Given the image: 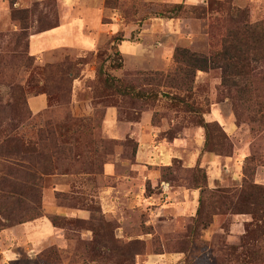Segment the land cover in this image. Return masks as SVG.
I'll return each instance as SVG.
<instances>
[{
	"label": "rangeland",
	"instance_id": "1",
	"mask_svg": "<svg viewBox=\"0 0 264 264\" xmlns=\"http://www.w3.org/2000/svg\"><path fill=\"white\" fill-rule=\"evenodd\" d=\"M11 1L16 2L18 8L31 11L27 25L29 35L44 31L53 24L58 25L61 18L75 19L79 23V32L86 24L93 34L92 30L98 28V21L104 15L103 22L110 24V28L114 30L111 35L102 36L98 47L103 52L105 73L126 83H134L138 89L147 92L151 88L143 85L145 74L169 70L173 66L175 47L182 46L194 52L209 53L213 46L217 47L216 41L228 24L221 19L229 15L236 16L238 10H243L250 23L258 22L264 19V0L263 3H260L262 0H245L243 6L237 5L235 0H214L217 3L229 1L228 6L233 9L229 13L227 5H223L220 11H217L215 6V10L204 16H200V12L206 3H180V7L174 8L175 4L162 1L117 0L116 5H113L114 10H102L98 7V0H0V142L14 127L16 130L13 133L22 136L27 143H33L36 140V131L44 127L46 122L52 121L60 125L59 132L63 135V140L67 141V145L72 147L73 154L70 160H58L55 163V173L42 176V214L47 217L53 215L52 206L67 211L72 208L89 211L85 208L97 207L96 209H100L99 212L96 211L97 214L113 226V230H101L99 239L107 242L101 245L102 242L98 240L97 247L92 246L95 250L91 248L89 253L88 247L85 250L83 245L90 243L93 234L70 224L60 229V236L65 245L57 244L55 239L42 251L52 248L58 264H185L184 253L189 244L188 231L192 218L196 215L199 197V189H193L191 186L194 168L201 167L206 172V189L233 190L241 186L245 158L254 156V181L264 185V130L261 132L256 127L257 123L250 124L245 120L246 115L250 114L256 105L259 109L260 102L264 103V62L251 65L258 71H263L260 73L261 78L252 80V87L262 88L259 97L249 95L244 102V99L236 98L240 109L246 113L239 124L236 123L232 100L227 90L221 86V73L218 69L196 72L193 88L189 93L164 88L160 90L177 94L189 103L191 108L172 104L171 100L163 98L131 99L114 93L111 89L104 91L106 98L101 102L96 98L97 92L93 88L95 63L100 62V58L87 60V63L74 69L76 78L71 84L70 103L60 105L55 100L49 103L45 94L47 107L33 114L29 107V98L42 93L28 88V82L31 80L29 70L22 65L16 67L18 60L13 56H17L22 50H26L30 55L31 53L29 36L27 42L26 39L18 37L21 33L20 23L11 18ZM166 21L169 26H166ZM213 24H218V28L213 29ZM167 33H170L169 36H166ZM134 44H138V49L127 52V55L123 54L127 48L134 47ZM116 51L121 54H116ZM84 53L85 51L69 48L48 51L43 58L35 57V64L42 67L58 63L65 58L74 61ZM118 64L121 66L114 67ZM36 81L40 85L39 77L34 78V83ZM13 85L22 86L23 89L14 90ZM95 86L97 87L96 80ZM22 101L23 106L29 109L30 115H25L21 104L17 106V103ZM229 111L235 124L231 121L225 123V127L231 133L235 125L237 126V134L233 137L214 120L219 115H227ZM259 115L254 117L258 118ZM142 116H148L159 142L174 141L187 130L186 137L190 145L184 150L187 154L198 152L197 163L190 165L191 155L182 157L183 151H174L166 146L157 148L161 163L157 162V155L154 157L157 164L138 163L139 143L135 129ZM202 119L209 123H218L224 130L232 143L228 156L224 155L226 149L221 147L218 149L220 148L223 154L203 151L205 131L200 125ZM199 134L203 144L196 147L195 142ZM218 135L217 129L213 128L212 137L216 143ZM8 150L7 152L12 151L11 148ZM205 152L221 159L223 176L215 177V181L211 173L209 177L207 165L202 163L201 156ZM172 153L178 158H173L170 162ZM23 159L26 163H30V159L37 161L34 154H24ZM41 163L45 168L51 165L46 160ZM107 164L114 167L111 174H107L105 170ZM37 165L39 166V163ZM169 166L171 169H168ZM139 170L150 178L153 175L157 181L151 182L144 176L141 185L136 182L128 185L126 179L136 177ZM146 184H149V191L145 194ZM131 189L136 199L141 197L139 193L136 194L137 191L143 189V196L151 197L153 206L138 205L137 201L136 204L129 202V205L126 196ZM183 189L198 193L197 203L193 208H181L186 201H180L179 197L173 196L175 192ZM109 193H112L111 200L108 199ZM165 197L169 199L166 204L163 203ZM76 198L80 201L76 202ZM175 198H178V202L174 201ZM114 202H118L123 208V215L103 213L101 204L104 210L110 211ZM156 206H163L165 209L157 212ZM206 208L209 213L214 214L209 226L198 231V240L207 243V248L194 253L190 264H225L224 257L229 246L239 244L245 223L251 220V216L226 210V206H221L216 200L207 201ZM55 211L58 212L57 209ZM151 217L154 218L152 222ZM165 253L173 257L172 262L159 260ZM153 255L155 262L150 263L149 260L148 263V258ZM22 262L31 264L27 259Z\"/></svg>",
	"mask_w": 264,
	"mask_h": 264
},
{
	"label": "trees",
	"instance_id": "2",
	"mask_svg": "<svg viewBox=\"0 0 264 264\" xmlns=\"http://www.w3.org/2000/svg\"><path fill=\"white\" fill-rule=\"evenodd\" d=\"M116 2L117 0H104L103 6L106 9L114 10L113 5H116ZM228 3L229 1L217 3L214 0H209L202 8L200 16H204L215 9L220 11L221 7L223 5L228 6ZM180 6L181 4H175L174 8ZM232 9L228 6L229 13ZM10 15L13 20L20 23L21 33L18 36L19 39L22 37L27 42L29 36L27 25L31 11L26 8H18L17 3L11 1ZM221 20L227 21L228 24L222 29V33L216 41L218 43L217 47L213 46L207 54L191 51L187 47H175L173 66L169 70L145 74L143 85L151 88L147 92L138 89L134 83H126L107 75L103 69V52L99 48L85 52L74 61L65 58L58 63L47 64L42 67L35 64V57L28 54L26 50H22L13 58L18 60L16 67L22 65L29 70L31 80L28 82V88L38 93L47 94L49 103L55 100L60 105L70 103L71 84L76 78L74 69L87 63V60L102 59L100 62L95 63L93 85L94 90L97 92L96 98H99L101 102H104L105 99L103 98H106L104 91L111 89L114 93L131 99L155 100L163 98L171 100L172 104L181 105L185 108H191L192 106L177 94L160 90L164 88L189 93L192 91L196 72L218 69L221 73V86L227 90L228 96L232 100L236 123L239 124L246 113L245 110L240 109L236 98L244 99V102L249 95H255L258 98L262 93L260 86L252 87V80L261 78L260 73L263 71H258L257 68L251 65L264 62V19L250 23L246 12L238 10L236 16L229 15ZM55 26L57 24H53L45 30ZM212 28H218V24H213ZM113 47L114 44L111 45V49ZM116 54L120 53L116 51ZM120 66L118 64L114 67ZM35 77H39L40 85L37 81L34 83ZM95 80L97 87L95 86ZM13 89H23V87L13 85ZM17 106H21V110L25 115H30L29 109L23 106V101L18 102ZM10 108L12 109V106ZM258 114H260L258 118L254 117ZM245 120L250 124L257 123L256 127L262 132L264 130V103L260 102L259 109L256 105L255 109L246 115ZM200 125L205 131L203 151H215L218 154H223V151L220 148L218 149V147H221L226 149L224 155L228 156L232 150V143L221 126L218 123H209L203 119L200 121ZM213 128L217 129L219 133L217 143L212 137ZM14 130H16V127L6 133L0 142V231L43 216L41 210L42 176L55 173L57 171L55 163L58 160H70L73 154L72 147L67 145V141L63 140V135L59 132L60 125H56L52 121L46 122L44 127L36 131V140L33 143L24 141L22 136L13 133ZM9 148L12 151L7 152ZM24 154L36 155L37 161L30 159L31 162L26 163L23 159ZM43 160L51 163L49 168L42 166L41 162ZM37 163H39V166ZM168 169H171V166ZM254 172L255 157H246L242 167L243 177L239 188L209 190L205 188L206 172L204 169L201 167L194 168L191 176V186L193 189H199V197L196 215L192 218L191 228L188 231L189 244L187 245L189 248L187 247L188 249L186 248L187 251L184 253L185 264L191 263L194 253L200 252V249L204 251L207 248V243L198 240V231L206 229L211 222L214 213L208 212L206 204L207 201L212 200L219 201L221 206H226V210H230L235 214H248L251 216V220L245 223L244 233L240 237L239 244L229 246L226 257H224L225 264H264V185L257 184L254 181ZM148 191L149 184H146L145 194ZM79 201L80 199L76 198V202ZM96 208L91 206L85 208L90 213L89 218L86 219H69L54 214L48 218L52 225L59 229L70 224L79 229L90 231L93 234V239L90 243L83 245L85 250L88 247L87 252L89 253L90 250H95L92 246L97 247L98 240L102 242L101 245L107 242L99 239L101 232H107V229L113 227L110 222L103 219V216L97 214L96 211L99 212L100 209ZM51 249L38 253V264H58V259ZM95 257L98 258V256Z\"/></svg>",
	"mask_w": 264,
	"mask_h": 264
},
{
	"label": "crops",
	"instance_id": "3",
	"mask_svg": "<svg viewBox=\"0 0 264 264\" xmlns=\"http://www.w3.org/2000/svg\"><path fill=\"white\" fill-rule=\"evenodd\" d=\"M28 1L29 0H25L24 2H28ZM59 1L62 2V0ZM103 1L104 0H98V7L101 8L102 10L105 9V7L103 6ZM153 1H162L164 3H169V4L185 3L190 5L207 3V0H153ZM248 1L252 2V0H248ZM235 2L239 6H243L245 4V0H235ZM260 3H263V0ZM103 17L104 15H102L100 17V20L98 21V28L92 30L94 31L93 34L91 33L90 27L88 25L85 24L84 28L81 30V32H79L78 31L79 23L75 19L70 20L63 18H61L58 25L53 28L37 33H31L29 35V48L31 55H33L37 59H40L43 58L45 53H47L48 51H55L63 48L77 49L85 52L96 50L100 46L101 38L104 34L111 35L112 33H114V30L110 28V24L103 22ZM116 20H118L117 17ZM166 26H169L168 21H166ZM169 34L170 33H167L166 36H169ZM133 46L134 47H129V49L127 48L125 50L126 52H124L123 54L127 55L128 54L127 52L138 49V44H134ZM28 102H29V107L33 114H37L41 110L47 107V97L43 93L39 95L31 96ZM115 120L117 123L116 116H115ZM214 120L219 122L223 126L225 132L229 136L233 137L237 134L236 125H235V129L231 133H229L228 128L225 127V123H229L231 121H233L235 124L233 115L231 114L230 111L227 115L224 116L219 115V117H216ZM105 126L107 127L106 120H105ZM110 126L114 127V125H110ZM135 130H136L135 133H136L137 141L139 143L137 150L138 163H144L146 165H152L154 163L157 164V162L161 163L160 153L158 152L157 148L163 146H166L170 149H174V151L175 150L180 151L181 153L183 151L184 154L182 157L191 155L192 158L190 165H195L197 163V160L199 158V153L191 152L187 154V152H185L184 150L190 145V142L186 137L188 133L187 130L183 132V136H180L178 139L177 138L174 139V141L170 142L165 140L159 142L158 140H156V131L150 125V120L148 119V116H146V118L142 116L141 121L137 124ZM195 144L197 145L196 147L202 146L203 140L201 139L200 134L199 137L196 139ZM155 155L158 156L157 162L154 160ZM173 155L174 154L172 153L170 156V162L172 161L173 158H178ZM201 158L203 165L204 166L207 165L208 167L209 177L211 173L213 176V180L215 181V177L223 176L222 166H221L222 163L219 156L205 152L202 154ZM138 165L141 166L140 164ZM105 170L107 174H111L114 170V167L107 164L105 166ZM239 174L240 172L238 173V175ZM144 176H146V178L151 182L157 181V178L154 177L153 175L150 178L140 170L137 171L136 177L134 178L128 177V179L126 180L128 185H133V182L139 183V185H141L142 178L144 179ZM132 179L135 181H132ZM138 193L140 194L141 197L136 199V197H134V192L131 189V191L126 196V198H128V200L126 199L128 201V204L129 202L135 203L137 201L138 205L153 206L154 203L151 197L149 198L143 196V189H139V191H137L136 194ZM173 196L179 197L180 201H186L182 204L181 208L188 206L189 209V208H193L197 203L198 193H196V191L194 190L186 191V189H183L178 192H175ZM111 197H112V193H109L108 199L111 200L110 199ZM168 200L169 199L165 197L163 203L164 204L168 203L169 202ZM174 201L178 202V198H175ZM52 207L54 208L53 214L64 216L67 218L86 219L90 216L89 211L86 210H79V209L76 210L72 208L69 211H67L57 206L56 207L52 206ZM101 207L104 214L115 213L116 215L117 214L123 215V208L120 206L118 202H114V205L110 210L111 212L104 210L102 204ZM156 207L157 208L155 209V211L157 212L159 211L162 212L165 209L163 206H161V208H158L159 206ZM55 209H57L58 212H56ZM151 214H153L152 211ZM153 219L154 218L151 217V222L153 221ZM60 234H61V230L52 225L46 214L36 220L6 228L0 232V264H23L22 260L24 259L31 261V264H38L37 255L49 242L56 239L57 244H64L62 240V236H60ZM161 256L162 257H159V260H161L162 262L169 263L173 261V257H171V255L167 253ZM180 257L181 256H179V259ZM149 260L150 263L155 262L156 260L155 256L153 255L150 258H148V263Z\"/></svg>",
	"mask_w": 264,
	"mask_h": 264
}]
</instances>
